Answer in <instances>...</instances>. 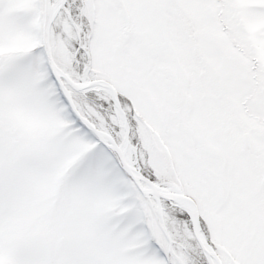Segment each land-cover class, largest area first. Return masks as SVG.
<instances>
[{
    "label": "snow or ice",
    "instance_id": "obj_1",
    "mask_svg": "<svg viewBox=\"0 0 264 264\" xmlns=\"http://www.w3.org/2000/svg\"><path fill=\"white\" fill-rule=\"evenodd\" d=\"M0 264H264V0H0Z\"/></svg>",
    "mask_w": 264,
    "mask_h": 264
}]
</instances>
